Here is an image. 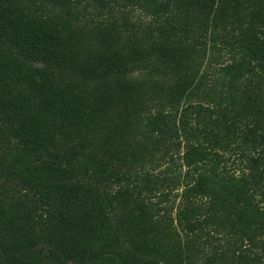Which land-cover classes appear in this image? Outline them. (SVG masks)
Here are the masks:
<instances>
[{
  "label": "trees",
  "instance_id": "trees-1",
  "mask_svg": "<svg viewBox=\"0 0 264 264\" xmlns=\"http://www.w3.org/2000/svg\"><path fill=\"white\" fill-rule=\"evenodd\" d=\"M0 264H264V0H0Z\"/></svg>",
  "mask_w": 264,
  "mask_h": 264
}]
</instances>
